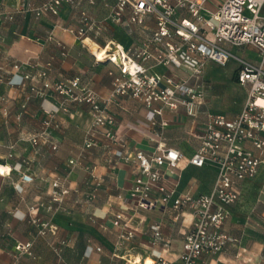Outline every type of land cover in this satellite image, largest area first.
<instances>
[{
  "label": "built area",
  "instance_id": "2783aa9c",
  "mask_svg": "<svg viewBox=\"0 0 264 264\" xmlns=\"http://www.w3.org/2000/svg\"><path fill=\"white\" fill-rule=\"evenodd\" d=\"M106 14L101 19L80 10L77 24L63 30L81 44L85 40L96 46V51H105L104 59L117 67L111 90L107 97H101L82 85L79 79L53 80L50 77L51 64L35 70L29 62L4 60L0 63V82H6L19 89L29 88L30 93L44 98L54 93L57 99L55 110H45L39 128L21 137L30 144L37 155L43 146L57 150V135L65 130L64 122L57 114L70 115L78 105L87 107L90 123L82 131L80 153L68 160L69 171L76 168L86 173L85 190L72 187L68 175H56L44 179L48 188L46 198L27 207L31 223L37 228V236L46 238L54 234L49 221L38 216L39 210L55 215L68 213L72 196H79L89 208L96 201L104 183L103 176L95 172V165L83 163L84 153L99 149L104 165L111 168L115 157L131 165L134 173L130 192L135 210H160L165 220L183 223V215H190L188 228L182 232V248L176 258L169 260L156 256L152 264H204L206 259L220 253L234 241L222 227L230 215L229 207L240 197L244 181L257 177L264 167V0H222L215 7H209L210 0H100ZM94 5L95 0H88ZM79 6V0H16L15 13H31L36 19L45 15L58 17L64 6ZM109 25L123 26L125 33L134 41L123 48L107 39ZM56 26H59L58 23ZM100 39L107 40L102 46ZM61 56L67 49L57 43ZM250 48L254 58L245 56L243 49ZM241 51V52H238ZM208 61L225 66L229 61L236 64L237 83L247 88V97L237 116L227 119L222 114L205 111L208 84L204 69ZM164 66L168 74L150 73L151 67ZM178 71L187 73L186 77ZM5 74L11 77L4 80ZM19 80L13 82L12 76ZM30 83V84H28ZM27 97V101L30 99ZM117 97H126L139 102L145 109L146 118L152 126L166 123L156 122L165 109L183 111L193 120L204 115L205 131L197 137L199 144L186 163L196 168L204 166L215 169V178L210 190L191 194H178L176 185H168L165 171L178 168L182 158L180 152L167 147L161 141V131L148 136V141L156 143L152 152L134 150L125 153V145L114 131L116 119L110 111V104ZM26 101L16 115L19 120L26 110ZM250 145V148L247 147ZM117 146L118 149H114ZM14 146H9L7 158L12 157ZM26 163V161H25ZM0 172L9 175L10 168ZM26 176V175H25ZM24 178V174L22 176ZM179 177V176H178ZM32 181L31 178L26 182ZM122 195L116 196L121 200ZM35 212L32 216L31 213ZM88 221L100 230H107L105 221L98 220L92 213H86ZM114 242L112 257L118 258L120 251L131 249L136 227L131 216L115 210L108 214ZM165 222L160 221L150 227V242L155 247L167 249L169 237L162 232ZM68 241L58 238L48 241L47 246L58 261L62 260L63 249ZM32 243H17L15 249L27 252ZM93 250L101 252L96 246ZM134 261L127 260V262Z\"/></svg>",
  "mask_w": 264,
  "mask_h": 264
},
{
  "label": "crops",
  "instance_id": "0c3cea01",
  "mask_svg": "<svg viewBox=\"0 0 264 264\" xmlns=\"http://www.w3.org/2000/svg\"><path fill=\"white\" fill-rule=\"evenodd\" d=\"M39 1L35 0L36 3ZM221 1L210 0L209 7H215ZM15 5L16 0H0V63L4 60L29 62L35 65V70L50 63V77L53 80L77 78L82 85L101 97L108 96L112 78L118 73L117 67L107 61H94L96 46L88 40L81 44L63 30L77 24L80 10L88 11L91 16L101 19L106 10L100 0H95L94 5H89L88 0H79L78 7L64 6L58 17L45 15L39 19L29 12L15 13ZM57 23L59 26H56ZM106 38L123 48L134 41L125 33L123 26L114 25H109ZM106 41L100 39L98 43L102 46ZM57 43L65 46L66 56H61ZM241 51L248 58H254L249 56L254 53L252 49ZM226 65L227 75H223L218 73V64L211 61L206 63L204 78L209 87L202 112L222 114L227 119H232L244 105L247 88L237 83L236 64L229 61ZM149 70L150 73L159 74L170 72L164 66L151 67ZM177 73L182 77L187 76L184 71ZM10 77V74H5L4 80ZM12 80L17 82L18 75L12 76ZM29 95L31 97L27 101ZM57 99L54 93L39 98L30 93L28 87L19 89L0 82V163L10 168L9 175L0 176V264H31L28 262L30 257L36 260L35 264H128L127 260L135 257L150 258L152 261L156 256L169 260L176 258L182 248V232L189 226L190 215L184 214L181 224L165 220L160 210H135L130 199L134 180L131 165L119 157H115L113 168L104 165L99 149L84 153L82 158L84 164L95 165V172L104 178L96 201L87 208L82 198L73 195L72 200L76 202L70 203L68 213L50 215L39 210V218L50 222L54 234H48L46 238L36 235L37 228L29 219L27 207L46 198L48 185L44 179L68 175L72 187L86 189L85 171L80 168L69 171L67 167L68 160L78 157L82 131L90 123L85 105L73 107L70 115L57 114L58 119L65 124L64 132L56 137L57 150L52 151L43 146L34 155L30 144L21 140V137L39 128L44 118L43 111L56 109ZM25 101V113L17 120L16 115ZM109 109L115 116L114 131L123 141L125 153L134 150L152 152L156 143L149 142L147 137L161 131V142L182 155L178 168L173 173L165 171L168 185H176L178 194L190 192L195 195L210 190L215 169L209 166L196 168L186 163V159L199 144L197 137L205 131L203 114L193 120L181 110L172 112L165 109L161 117H156V122L161 120L166 123L161 129L159 124H150L145 109L136 100L117 97ZM9 146H14L11 158H7ZM247 147L250 148V145ZM114 149H118L117 146ZM29 178L32 181L26 182ZM118 194L122 195L121 200L116 199ZM115 210L131 216L137 229L131 249L120 251L118 258L111 256L114 251V236L111 224L107 221L108 214ZM229 211L230 215L222 229L234 241L214 257L206 259L204 264H264V167L260 168L255 179L242 183L240 197L229 207ZM87 212L98 220L105 221L108 229L100 230L93 226L87 219ZM31 215L34 216L35 212ZM160 221L165 222L162 232L170 240L167 249L155 247L150 242V227ZM58 238L68 241L61 261L56 259L47 246L48 241ZM27 242L32 243L27 252L15 249L17 243ZM96 246L101 248L100 253L93 250Z\"/></svg>",
  "mask_w": 264,
  "mask_h": 264
},
{
  "label": "bare ground",
  "instance_id": "6f19581e",
  "mask_svg": "<svg viewBox=\"0 0 264 264\" xmlns=\"http://www.w3.org/2000/svg\"><path fill=\"white\" fill-rule=\"evenodd\" d=\"M95 52V55L98 57V60H102L104 59V55L106 53V50L105 51H94ZM7 168L3 167L0 165V172H4L6 171ZM152 260L150 258H145V259H140L139 257H135L134 258V261H130L128 264H152Z\"/></svg>",
  "mask_w": 264,
  "mask_h": 264
},
{
  "label": "rangeland",
  "instance_id": "374dc122",
  "mask_svg": "<svg viewBox=\"0 0 264 264\" xmlns=\"http://www.w3.org/2000/svg\"><path fill=\"white\" fill-rule=\"evenodd\" d=\"M251 58H253L254 57V53H252V54H250L249 55ZM219 66V69H218V73L219 74H223V75H227V70H228V65H226V66H224V67H222V66H220V65H218ZM93 231L94 232H96V233H98V231H96L95 229H93ZM36 235H37V232H36ZM31 248V247H30ZM29 263H36V260L35 259H33V258H29V261H28Z\"/></svg>",
  "mask_w": 264,
  "mask_h": 264
}]
</instances>
